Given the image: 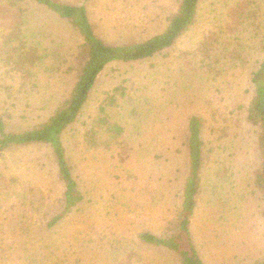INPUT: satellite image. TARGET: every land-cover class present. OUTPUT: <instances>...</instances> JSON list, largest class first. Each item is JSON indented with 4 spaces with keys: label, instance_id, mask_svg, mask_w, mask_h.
<instances>
[{
    "label": "rangeland",
    "instance_id": "1",
    "mask_svg": "<svg viewBox=\"0 0 264 264\" xmlns=\"http://www.w3.org/2000/svg\"><path fill=\"white\" fill-rule=\"evenodd\" d=\"M61 1L85 5L97 35L112 45L162 33L180 5V0ZM242 1L202 0L196 25L172 50L138 63L113 64L100 75L82 122L66 137L85 199L56 226L48 225L63 210L64 185L50 148L32 145L2 153L0 264H124L129 250L142 258L130 264H179L175 253L138 236L171 234L176 227L188 175L187 123L194 114L205 120L208 156L190 225L198 252L205 264H255L264 258V192L254 185L261 165L258 132L245 118L253 74L264 54V0H258V10L252 8L259 26L240 32L244 64L224 67L217 78L191 66L199 65L200 55L190 53ZM25 4L23 35L38 43L42 58L34 83L21 93H4L0 68V113L13 132L39 126L52 115L73 86L74 54L81 43L65 21ZM9 21L0 17V43ZM123 88L124 98L117 93ZM109 96L117 99L109 112L122 114L116 118L127 131L119 147L87 148L84 127Z\"/></svg>",
    "mask_w": 264,
    "mask_h": 264
},
{
    "label": "trees",
    "instance_id": "2",
    "mask_svg": "<svg viewBox=\"0 0 264 264\" xmlns=\"http://www.w3.org/2000/svg\"><path fill=\"white\" fill-rule=\"evenodd\" d=\"M3 1L0 5V17L10 19L5 23L3 43H0L2 86L6 95L10 90H14V93L28 90L29 84L34 83L35 71L42 58L39 55L38 43L29 41L23 35V25L27 21L28 10L25 1L38 5L65 21L81 39L74 54L77 68L74 69L76 76L73 86L46 122L22 132H13L7 130L6 119L0 113V156L10 149L32 145L46 146L52 152L58 177L64 185L63 210L53 217L48 225L54 227L79 208L85 199L71 166L66 137L82 122L84 111L100 75L113 64L138 63L172 50L196 25L202 0H180L178 11L169 18L162 33L128 45L107 44L101 39L90 21L87 7L83 4H71L61 0ZM257 2L258 0H245L236 3L227 12L226 23L221 25L225 20H219L220 24L215 26V30L208 31L205 40L190 53L197 59L198 54L200 55L197 61L199 65L194 63L191 65L195 67L194 71H203L204 74L217 78L222 76L224 67L230 64L232 66L244 64L245 56L239 38L240 32L247 26L254 28L259 26L257 12H254V9L258 10L255 6ZM252 83L253 93L246 107L245 118L258 132L257 147L261 156V165L254 174V185L264 192V54L259 61L258 69L253 74ZM117 93L123 98L128 96L124 88ZM116 103V97L109 96L107 102L99 107L96 118H92L91 125L84 127L82 142L87 148H111L121 145L127 129L116 117L122 119V114H114L108 109L117 107ZM204 129L205 120L202 116L194 114L189 117L186 130L188 175L182 187V204L176 212L175 229L171 234L162 236L152 232H143L138 236L145 244L155 248H166L175 253L179 264H205L194 243L190 228L191 219L198 206V198L202 190V174L208 157ZM127 253L124 264H130L132 261L142 262L141 256L135 250H129ZM255 264H264V258Z\"/></svg>",
    "mask_w": 264,
    "mask_h": 264
}]
</instances>
